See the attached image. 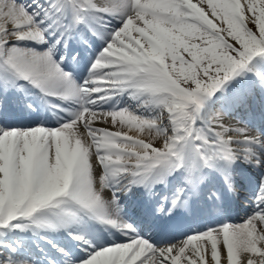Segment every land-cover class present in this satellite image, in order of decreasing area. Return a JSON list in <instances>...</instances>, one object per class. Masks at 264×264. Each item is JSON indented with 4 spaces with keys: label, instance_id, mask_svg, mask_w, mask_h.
<instances>
[{
    "label": "bare ground",
    "instance_id": "1",
    "mask_svg": "<svg viewBox=\"0 0 264 264\" xmlns=\"http://www.w3.org/2000/svg\"><path fill=\"white\" fill-rule=\"evenodd\" d=\"M45 1L51 8L57 5L58 13L46 22L49 37H54L51 53L56 54L60 46L65 55L75 50L69 52L74 63L68 67L60 62L55 68L47 54L0 55V102L3 107L16 105L0 111V213L4 218L0 264H50L33 249L35 241L38 237L65 239L64 234L76 229L88 231L94 247L86 246L84 253L70 252L71 257L59 261L52 257L51 263L264 264V132L248 137L242 131V122L251 127L261 124L257 111L264 116V62L253 58L221 93L202 97L178 85L158 62L160 39L155 41L146 29L163 27L149 11L157 0ZM179 1L187 8L199 3ZM20 8L0 0V36L10 23L22 20ZM168 21L170 25L163 29L171 39L186 40L183 27L174 26L171 17ZM96 45L106 57L100 67L119 66L116 77L107 72L106 78L111 74L113 81L97 79V64L88 62L87 50H95ZM18 62L26 68L12 69ZM31 77L35 85L22 88L18 84ZM102 81L115 82L117 87L107 86L110 90L105 95ZM19 92L25 100L18 97ZM33 97V105L28 104ZM167 97L173 98L171 107ZM126 101L153 114L156 120L150 123H157L151 141L158 136L157 130L173 126L175 136L169 143L162 142L170 159L133 149L126 154L134 160L127 155L125 159L133 168L123 169L118 167L121 162L109 156L118 149L112 139L120 136L113 128L118 118L114 103ZM210 106H221L222 116L211 112ZM199 115L203 128L190 124ZM60 165L80 174L70 188L57 183L46 188V198H39L37 190L33 198L28 194L33 184L28 182L26 188L20 184L21 174L31 179L43 169L58 175ZM257 175L261 186H257ZM237 183L243 189L236 194ZM170 186L174 192L166 200ZM254 191L253 203L241 201L249 205L245 208L238 205L237 195L243 198L242 193ZM61 200L68 205L55 203ZM239 219L246 221L235 223ZM176 233L180 236L170 239ZM25 246L31 255L19 253ZM84 246L80 247L85 251Z\"/></svg>",
    "mask_w": 264,
    "mask_h": 264
},
{
    "label": "rangeland",
    "instance_id": "2",
    "mask_svg": "<svg viewBox=\"0 0 264 264\" xmlns=\"http://www.w3.org/2000/svg\"><path fill=\"white\" fill-rule=\"evenodd\" d=\"M9 2L17 3L21 6V15L19 16H22V20L18 18L16 23H10V28L8 27V30L4 32L3 36H0L1 57L6 55H17L20 56V58H23V56L37 57L47 54L52 59L55 68L60 61H63L65 64L66 62L64 60L66 59L72 60V64L74 63V59L69 52L72 53L75 52V50L66 51L67 53L65 55V52H63V46H60L56 48V54L51 53V46L54 43V37H49L46 22L49 21L47 17H50V20L53 21L51 15L57 13L55 10L57 5L51 8L49 7L50 2L45 0H7V3ZM198 2L199 3L196 6L187 8V6L179 0H157L156 3L149 5V11L151 14H154L153 18L155 21L159 24L163 23L164 25H161L163 26L162 28L155 27L157 30L153 27L152 29L150 27L146 29H148L151 36L153 34L155 35L154 37L152 36L155 38V41L160 39L158 45H156V52L158 53V62L161 68L174 78L178 85L184 87L187 91L202 97L205 96L212 98L216 95L219 89L218 92L221 93V91L224 90L223 87L232 84V81L236 77L247 70L253 58L259 57L262 63L264 62V0H198ZM139 7H142V5H138V8ZM169 17H171L173 23H175L174 26L183 27L186 40L181 42L174 41L168 35V31L163 29L164 26L170 25L168 21ZM155 21L153 22V25L157 23ZM34 26L36 28H34ZM8 32L10 33L7 35ZM247 49L259 50L256 52H247ZM87 51L88 56L96 54L94 58H96L98 62L95 63L98 66V72L96 74L98 77L97 79H109V81H113V78L117 76L116 73L119 66H112L113 68L100 67L101 63L106 60V57L105 52H102L99 45H96L95 50ZM65 57L67 58L65 59ZM19 64V62L14 64L12 69L16 68V70L22 71V68H26V66ZM118 64L120 65V63ZM241 65L243 69L239 70V66ZM107 72H112L113 78H111V74L109 78H106ZM18 82L17 83L20 84L22 88L30 87L32 84L35 85L34 81H32V77L27 80H18ZM101 83V88L103 87L101 92H105V95H108L107 91L110 90L107 86L113 87L111 89L117 87V83H115V85H113L114 83H107L105 81H102ZM256 83L261 86L257 80ZM24 85L27 86L25 87ZM216 87H218V89L212 93ZM207 89L208 92H206ZM203 92L212 94L205 95ZM1 97L2 91L0 90V98ZM18 97L25 100L20 92L18 93ZM35 99L36 97H33L32 100H29L30 102L28 104L31 103L30 105H33ZM172 100L173 98L167 97L169 107L172 106ZM1 103L2 102H0V104ZM9 105L16 107V105L11 103H8L3 107L2 103L0 105V111L7 108V106L9 107ZM23 105H25V102ZM115 106L116 107L113 110L115 112L118 111L117 116L115 117L118 118L113 123V128L117 130L116 132L119 133L118 135L120 136L112 139V143H114L115 147L118 149H114L109 156L116 159L118 162H121L118 167L129 169L134 165L131 162L125 161V159H128L126 155L131 156L130 159L132 160L129 161L134 160L135 157H132V154H126V152L132 151L133 149L138 151L145 149L150 154H155L161 157L164 156L165 158L168 157L169 159L171 158V155L168 154V150L163 149L162 142L168 141L169 143V140L175 136V131L173 130L172 125L166 130H157L159 132L158 136L154 141H151L149 136L154 132L153 128L156 127L155 124L157 123H150L152 120H156L153 118V114L138 110L135 108L133 102L130 101L120 102L119 104L117 102V104L115 103ZM210 108L213 109L211 112H216L219 117L222 116L220 113L221 106H210ZM210 115L211 113L209 112V117L211 118ZM166 117H170V119L172 118L169 112L166 114ZM195 118L193 117L190 120L191 125L200 128L205 127L202 116L199 115ZM140 119H142L141 123ZM165 119L167 120V118ZM146 123L151 125L147 126ZM159 127L162 128V126ZM121 137H124V140ZM136 138L137 140H135ZM123 147L127 150L124 151V153L122 151ZM60 166L62 173L58 172V175L55 173L49 174L43 169H39L40 172L38 175L33 174L31 179L26 178L21 174L19 176V179L22 181H20V184H25L24 186L21 184L24 188L27 187L28 182L33 184V191L29 190L28 193L29 195H33V198L37 197L34 194L35 190H37L36 193H38L39 198H46L44 197L46 188L57 186L58 184L65 188H70L72 186L71 184L80 178V174L74 173L76 172L74 168L71 169L66 165ZM257 176L259 179L260 175ZM175 182L177 181H174L173 183ZM168 191L169 197L165 198L166 200L172 198V193L174 192L172 186L169 187ZM155 197L164 200L162 195H156ZM55 203L68 205L62 200L56 201ZM19 213L20 212L17 214ZM245 221L246 219H239L238 221H235V223L242 224ZM1 224H4V218L0 213V225Z\"/></svg>",
    "mask_w": 264,
    "mask_h": 264
},
{
    "label": "trees",
    "instance_id": "3",
    "mask_svg": "<svg viewBox=\"0 0 264 264\" xmlns=\"http://www.w3.org/2000/svg\"><path fill=\"white\" fill-rule=\"evenodd\" d=\"M246 49V48H245ZM248 51L247 52H256L257 50H259V49H247ZM206 92H208V89L206 90Z\"/></svg>",
    "mask_w": 264,
    "mask_h": 264
}]
</instances>
